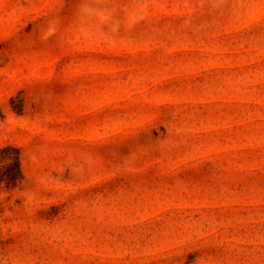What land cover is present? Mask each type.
I'll return each instance as SVG.
<instances>
[{
    "label": "rangeland",
    "instance_id": "374dc122",
    "mask_svg": "<svg viewBox=\"0 0 264 264\" xmlns=\"http://www.w3.org/2000/svg\"><path fill=\"white\" fill-rule=\"evenodd\" d=\"M0 264H264V0H0Z\"/></svg>",
    "mask_w": 264,
    "mask_h": 264
},
{
    "label": "trees",
    "instance_id": "16d2710c",
    "mask_svg": "<svg viewBox=\"0 0 264 264\" xmlns=\"http://www.w3.org/2000/svg\"><path fill=\"white\" fill-rule=\"evenodd\" d=\"M22 179L18 148L12 144L0 146V184L15 187Z\"/></svg>",
    "mask_w": 264,
    "mask_h": 264
}]
</instances>
